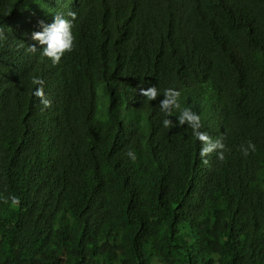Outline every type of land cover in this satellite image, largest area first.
<instances>
[{"label": "trees", "instance_id": "1", "mask_svg": "<svg viewBox=\"0 0 264 264\" xmlns=\"http://www.w3.org/2000/svg\"><path fill=\"white\" fill-rule=\"evenodd\" d=\"M47 2L0 0V264H264V0H78L59 63L12 31Z\"/></svg>", "mask_w": 264, "mask_h": 264}, {"label": "clouds", "instance_id": "2", "mask_svg": "<svg viewBox=\"0 0 264 264\" xmlns=\"http://www.w3.org/2000/svg\"><path fill=\"white\" fill-rule=\"evenodd\" d=\"M78 0H48V9L42 11V14L38 16L35 23L32 24V18H27L28 13L22 12L18 14L12 23V31L17 32V37L15 41H29L31 40L30 50L34 52H39L42 49V54L50 57L53 63H59L61 57L64 56L66 51H71L75 47V34L73 31L74 20L69 19V16L76 17L78 8L75 6ZM69 8V12H58L63 8ZM57 12V13H54ZM18 46L17 52L20 50V45ZM28 52L22 47V53ZM38 79V78H36ZM42 84V83H41ZM40 83L33 85L32 94L35 93L36 96L41 97V102L45 106H50L52 101L47 97L45 89ZM104 84L97 86V90L102 88V90L97 94L98 108L100 113L97 115L99 117L107 118L109 113V95L104 88ZM145 95L154 99L158 95V89L155 85L142 90ZM165 98L160 101L162 111L166 113H171L173 107L180 108L179 98L181 96V91L178 88L169 87L164 89ZM178 121L180 124L187 122L196 131L197 136L205 141V145L201 148V156L204 157L206 154L215 148H223L224 145L220 141H211L209 137L203 133L199 132L198 129L201 126V117L196 113L191 107L185 106L181 109L178 116ZM165 127L172 124L171 119L165 118L163 120ZM256 145L249 142L248 146L243 147V153L247 155L250 150H255ZM126 155L132 160L136 161L138 159L137 154L134 150L129 149ZM221 158H223L224 153L220 152ZM207 163V159L204 160ZM8 197H5L7 200ZM12 204L19 203V197L16 195L10 196Z\"/></svg>", "mask_w": 264, "mask_h": 264}, {"label": "rangeland", "instance_id": "3", "mask_svg": "<svg viewBox=\"0 0 264 264\" xmlns=\"http://www.w3.org/2000/svg\"><path fill=\"white\" fill-rule=\"evenodd\" d=\"M102 90V88H99L98 90H97V94H99V92Z\"/></svg>", "mask_w": 264, "mask_h": 264}]
</instances>
